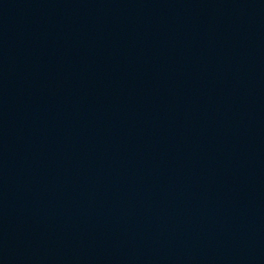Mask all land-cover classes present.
Here are the masks:
<instances>
[{
  "label": "water",
  "instance_id": "obj_1",
  "mask_svg": "<svg viewBox=\"0 0 264 264\" xmlns=\"http://www.w3.org/2000/svg\"><path fill=\"white\" fill-rule=\"evenodd\" d=\"M0 264H264V0H0Z\"/></svg>",
  "mask_w": 264,
  "mask_h": 264
}]
</instances>
